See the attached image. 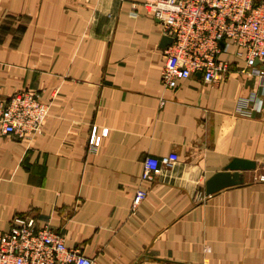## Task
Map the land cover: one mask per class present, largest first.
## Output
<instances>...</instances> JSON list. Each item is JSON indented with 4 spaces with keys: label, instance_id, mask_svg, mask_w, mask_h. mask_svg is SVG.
I'll return each instance as SVG.
<instances>
[{
    "label": "crops",
    "instance_id": "crops-1",
    "mask_svg": "<svg viewBox=\"0 0 264 264\" xmlns=\"http://www.w3.org/2000/svg\"><path fill=\"white\" fill-rule=\"evenodd\" d=\"M144 1L0 0V93L50 104L43 134L0 136V235L29 217L93 264H264V75L230 47L220 80L164 88L163 27ZM171 154L141 182L146 158ZM234 158L257 167L206 196Z\"/></svg>",
    "mask_w": 264,
    "mask_h": 264
},
{
    "label": "built area",
    "instance_id": "built-area-1",
    "mask_svg": "<svg viewBox=\"0 0 264 264\" xmlns=\"http://www.w3.org/2000/svg\"><path fill=\"white\" fill-rule=\"evenodd\" d=\"M142 7L162 25L164 36L173 40L163 51L164 88L174 90L195 74H201L208 84L220 80L230 67L219 56L230 47L245 60L248 69L264 75V71L256 70V62H264V2L145 0ZM242 108L250 109L247 102ZM49 111L50 104L41 99L39 92L20 90L10 96L0 93V136L33 140L43 134ZM106 133V130L101 135L92 133L90 150H97ZM177 160L176 154L161 159L146 158L141 182H152ZM146 196L147 191L139 188L133 196L132 208ZM0 264H93V261L80 250L66 246L64 237L48 226L37 228L33 219L18 217L13 220L11 230L0 235Z\"/></svg>",
    "mask_w": 264,
    "mask_h": 264
},
{
    "label": "water",
    "instance_id": "water-1",
    "mask_svg": "<svg viewBox=\"0 0 264 264\" xmlns=\"http://www.w3.org/2000/svg\"><path fill=\"white\" fill-rule=\"evenodd\" d=\"M172 38L163 36L161 46L167 48L172 43ZM224 46V42H221ZM259 61L256 62L258 64ZM256 162L234 158L223 171L211 176L205 183V195L211 196L223 189L241 186L244 183V172L255 170Z\"/></svg>",
    "mask_w": 264,
    "mask_h": 264
}]
</instances>
